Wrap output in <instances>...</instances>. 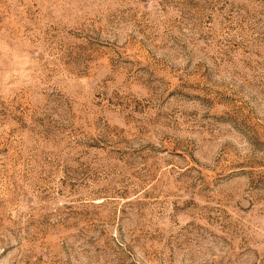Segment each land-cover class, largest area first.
Segmentation results:
<instances>
[{"label":"rangeland","instance_id":"rangeland-1","mask_svg":"<svg viewBox=\"0 0 264 264\" xmlns=\"http://www.w3.org/2000/svg\"><path fill=\"white\" fill-rule=\"evenodd\" d=\"M0 264H264V0H0Z\"/></svg>","mask_w":264,"mask_h":264}]
</instances>
